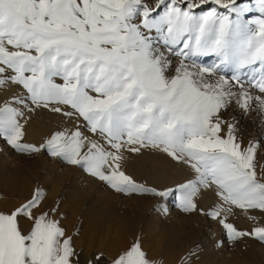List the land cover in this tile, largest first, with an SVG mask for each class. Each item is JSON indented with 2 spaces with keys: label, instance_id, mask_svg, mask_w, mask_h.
<instances>
[{
  "label": "snow or ice",
  "instance_id": "obj_1",
  "mask_svg": "<svg viewBox=\"0 0 264 264\" xmlns=\"http://www.w3.org/2000/svg\"><path fill=\"white\" fill-rule=\"evenodd\" d=\"M4 89L0 138L15 152L46 153L125 197H157L163 212L175 195L181 212L211 217L230 243H264V157L225 116L236 106L264 118V0H0ZM37 110L62 118L38 143L25 138ZM144 151L170 158L184 180L161 187L128 174L123 162ZM203 190L217 198L207 210L196 199ZM45 191L37 184L0 208V264H81ZM234 208L250 229L227 219ZM109 264L157 262L136 236Z\"/></svg>",
  "mask_w": 264,
  "mask_h": 264
},
{
  "label": "rangeland",
  "instance_id": "obj_2",
  "mask_svg": "<svg viewBox=\"0 0 264 264\" xmlns=\"http://www.w3.org/2000/svg\"><path fill=\"white\" fill-rule=\"evenodd\" d=\"M240 2L252 3V0ZM207 7L209 5L198 11H204ZM255 15H258L255 10L248 13V16ZM214 59L213 56H205L200 57L199 61L210 64ZM225 116L234 120L238 138L244 144L250 141L257 143L259 155L264 157V118L255 110L245 113L236 106L229 108ZM56 129L52 122L51 129L46 132L50 134ZM26 140L31 142L28 138ZM184 173L186 176V170ZM132 176L152 185L140 177ZM37 184L46 189V205L53 201L59 203L60 212L63 213L59 217L61 225L75 236L81 264H87L88 259L98 253L104 254L103 264H109L118 250L136 236L143 238L144 247L157 264H189V253H193L190 264H221L212 260L213 253L221 248L232 249L229 256L239 255L243 259L240 264H264V243L250 237L242 238L235 244L230 243L222 226L211 217L202 213L189 215L181 212L175 195L167 198L169 218L157 215L155 221L151 217L160 204L159 198L148 194L122 196L79 169L50 158L46 153L34 157L21 155L0 138V208H11L30 197ZM196 199L205 210L217 201L215 194L211 195L207 190H203L202 195L198 193ZM233 212L235 214L229 215L227 219L238 228L250 229L253 226L236 220L237 215L243 214L242 210L234 208ZM255 214L259 215L258 211ZM217 242H223V246L217 247Z\"/></svg>",
  "mask_w": 264,
  "mask_h": 264
},
{
  "label": "bare ground",
  "instance_id": "obj_3",
  "mask_svg": "<svg viewBox=\"0 0 264 264\" xmlns=\"http://www.w3.org/2000/svg\"><path fill=\"white\" fill-rule=\"evenodd\" d=\"M10 94H11V92L9 91V89L8 90L7 89L6 90H0V95H2V96H7ZM30 118L31 119L29 120V123L27 124V127H26V138L30 139L31 142H37V143L40 142L45 137V132L49 131V129H51V123L52 122H54V125L56 126L57 129L62 124V118L58 114H52L48 111H36L32 115V117H30ZM47 134L48 133L46 132V135ZM44 161H46V160H44ZM123 168L125 171H127L131 175H134L136 177H140L141 180L146 181V182L152 184L153 186H161V187L162 186H173L176 182L183 181L185 178V173H184L185 170L182 167L178 166L177 164H175L172 161H169L163 154H158V153L148 152V151H144L142 155H138V154L131 155L128 159H126L123 162ZM211 195H214V193L211 192ZM148 203H150V202H148ZM163 203L167 208L168 201L166 200ZM145 206H146V204H145ZM149 208H151V207H149ZM145 209H147V208H145ZM169 214L170 213H168V211L163 212L161 207H160V204H158L157 208L155 209V213H154V215L152 214L153 217H151V218H154L155 221H157V219H158L157 215H162L163 218H167L169 216ZM136 215H138V213ZM150 215H148V216H150ZM160 218L161 217H159V219ZM169 220H171V219H169ZM236 220H238V222H246L247 224L252 225V222L243 214L237 215ZM224 243H226V242H224ZM209 249H210V247H209ZM211 251H213V250H211ZM232 252L233 251L230 248L229 249L221 248V250H216L215 253H213L214 256L212 254V256H213L212 260H214L215 263L219 262L221 264H240L241 262H243V259L239 255L230 257L229 254H231ZM263 261H264V259H263Z\"/></svg>",
  "mask_w": 264,
  "mask_h": 264
},
{
  "label": "trees",
  "instance_id": "obj_4",
  "mask_svg": "<svg viewBox=\"0 0 264 264\" xmlns=\"http://www.w3.org/2000/svg\"><path fill=\"white\" fill-rule=\"evenodd\" d=\"M103 259H104V257H103Z\"/></svg>",
  "mask_w": 264,
  "mask_h": 264
}]
</instances>
